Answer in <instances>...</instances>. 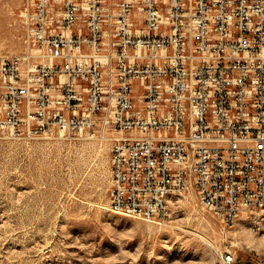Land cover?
Returning a JSON list of instances; mask_svg holds the SVG:
<instances>
[{"label":"built area","instance_id":"obj_1","mask_svg":"<svg viewBox=\"0 0 264 264\" xmlns=\"http://www.w3.org/2000/svg\"><path fill=\"white\" fill-rule=\"evenodd\" d=\"M23 16L35 51L0 58V130L111 131L108 206L135 218L164 222L184 193L224 228L264 211V0H27ZM210 246L209 264H245Z\"/></svg>","mask_w":264,"mask_h":264},{"label":"rangeland","instance_id":"obj_2","mask_svg":"<svg viewBox=\"0 0 264 264\" xmlns=\"http://www.w3.org/2000/svg\"><path fill=\"white\" fill-rule=\"evenodd\" d=\"M26 8L27 0H0V58L35 51ZM25 133L0 130V264H209L210 244L245 264L264 259V211L224 228L184 193L162 223L116 213L108 206L111 131Z\"/></svg>","mask_w":264,"mask_h":264},{"label":"bare ground","instance_id":"obj_3","mask_svg":"<svg viewBox=\"0 0 264 264\" xmlns=\"http://www.w3.org/2000/svg\"><path fill=\"white\" fill-rule=\"evenodd\" d=\"M23 14V13H22ZM21 79H20V76H18V82L20 81ZM29 81V80H28ZM28 84V83H27ZM27 84H21V85H19L18 84V86H20V87H27ZM38 135V133L37 132H26L25 133V136L26 137H28V138H35V136H37ZM176 194H167V201H168V203H171V199H172V197L173 196H175ZM110 209L112 210V211H114V212H116V213H120V214H124V215H128V214H125V213H122V211H118V209H114V207H110ZM240 218V217H239ZM261 218V217H260ZM262 221H264V220H262ZM257 222H259L258 220H257Z\"/></svg>","mask_w":264,"mask_h":264}]
</instances>
